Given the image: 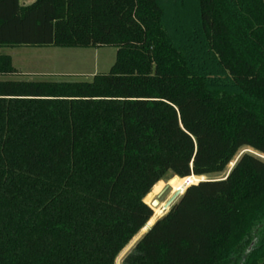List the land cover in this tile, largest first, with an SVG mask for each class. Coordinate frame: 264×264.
Segmentation results:
<instances>
[{"label":"trees","instance_id":"trees-1","mask_svg":"<svg viewBox=\"0 0 264 264\" xmlns=\"http://www.w3.org/2000/svg\"><path fill=\"white\" fill-rule=\"evenodd\" d=\"M191 1L177 37L162 0H0V48H117L89 81L0 53V264H116L168 172L264 155V0ZM122 264H264V159L189 185Z\"/></svg>","mask_w":264,"mask_h":264},{"label":"rangeland","instance_id":"rangeland-1","mask_svg":"<svg viewBox=\"0 0 264 264\" xmlns=\"http://www.w3.org/2000/svg\"><path fill=\"white\" fill-rule=\"evenodd\" d=\"M33 1L21 0V3L28 4ZM162 3L174 33L177 34V37L183 36V34L186 35L191 22L188 9H190L193 2L191 0H162ZM0 53L8 54L12 57L13 65L17 70V74L11 77L12 79L48 81H89L94 74L108 72L117 58V48L111 46L96 48L17 46L2 47L0 48ZM245 152L253 153L264 159V155L250 148H242L225 171L196 177L193 183H197L200 180L225 178L238 158ZM181 179L185 178L177 176L174 178L173 174L168 172L153 187L146 201L152 207L154 214L158 212L174 192L171 186L176 185ZM156 201L159 203L154 205ZM138 235L122 251L119 255L120 258H117L119 262H116V264L123 263L125 257L137 244Z\"/></svg>","mask_w":264,"mask_h":264},{"label":"water","instance_id":"water-1","mask_svg":"<svg viewBox=\"0 0 264 264\" xmlns=\"http://www.w3.org/2000/svg\"><path fill=\"white\" fill-rule=\"evenodd\" d=\"M175 178V177H174ZM200 181H205V180H200ZM189 185L187 184H183L180 188H178V190L174 191L172 193V195L168 198V200L163 204L161 212L158 213L155 216V219L153 220V222H151V220L149 221V223L143 228V230L139 233L137 240L139 241L141 239V237L148 231L149 228H151L155 222L161 218V216L164 215V213H166L167 211H169L171 209V207L178 201V199L182 196V194L185 192V190L187 189ZM159 202L156 201L154 202V205L158 204Z\"/></svg>","mask_w":264,"mask_h":264},{"label":"bare ground","instance_id":"bare-ground-1","mask_svg":"<svg viewBox=\"0 0 264 264\" xmlns=\"http://www.w3.org/2000/svg\"><path fill=\"white\" fill-rule=\"evenodd\" d=\"M233 164V163H232ZM196 177L197 176H190L189 177V181H188V183H193L195 180H196ZM178 182V181H177ZM187 183V180L186 179H181L176 185H172L171 187L174 189V191H176V190H178V188H180L183 184H188ZM159 208V207H158ZM161 209H162V207L158 210V212L156 213V214H154V216L152 217V219H151V222H153V220L155 219V216L158 214V213H160L161 212ZM119 258H120V256H119ZM119 261L117 260V263H118Z\"/></svg>","mask_w":264,"mask_h":264},{"label":"built area","instance_id":"built-area-1","mask_svg":"<svg viewBox=\"0 0 264 264\" xmlns=\"http://www.w3.org/2000/svg\"><path fill=\"white\" fill-rule=\"evenodd\" d=\"M185 179L187 180V183H188V181L190 180L189 177H187V178H185ZM191 184H193V183H188L187 185H191Z\"/></svg>","mask_w":264,"mask_h":264}]
</instances>
